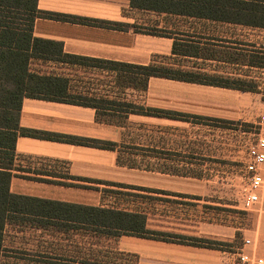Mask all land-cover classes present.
Returning a JSON list of instances; mask_svg holds the SVG:
<instances>
[{"label":"crops","instance_id":"crops-1","mask_svg":"<svg viewBox=\"0 0 264 264\" xmlns=\"http://www.w3.org/2000/svg\"><path fill=\"white\" fill-rule=\"evenodd\" d=\"M38 8L109 24L37 17L34 35L60 42L69 54L136 65L165 63L181 70L252 83L258 78L255 76L257 71H260L264 79V67L253 65L248 58L253 51L263 50V28L217 17L144 9L133 6L132 0H38ZM149 24L154 25V29H146ZM175 44L178 48L176 52L173 51ZM242 68L249 69L252 74L241 73ZM32 69L66 77L70 88L78 92L84 89L79 88H83L80 83L75 86L72 83L76 80L72 78L74 73L91 70L92 74L107 79L93 86H97V90L98 87L107 88L113 84L116 76L114 71L104 67L67 62L35 61ZM132 95H135L134 99H128ZM121 98L178 115L128 113L122 123L102 122L97 119V110L89 106L25 97L19 118L22 128L113 142L116 147L106 149L19 134L15 154L10 161V192L92 206L137 208L147 214L148 228L156 226L151 223L152 220L157 216L168 218L169 215H157L152 209L132 207L115 200L105 201L103 190L92 189L91 186L106 185L93 182L153 189L155 194L166 197H203L211 194L207 184L209 179L203 175L195 176L189 168L195 162L187 156H154L149 158L153 161L150 167V164L142 166L145 163L123 160L121 148L129 124L142 128L146 125L145 119H152L155 134L161 137L170 130L172 137L181 130L188 132L194 125L204 126L207 124L204 121L210 119L244 123L255 120L253 91L152 76L146 90L128 88L122 92ZM254 107L260 108L257 100ZM191 147L188 143L173 141L167 146L157 145L159 150L168 151ZM263 166L260 170L264 175ZM82 182L89 187H82ZM258 192L259 200H262L264 188ZM36 218L39 217L32 214L24 217L13 215L6 222L0 242V264H83L80 232L76 234L72 231L67 235L65 231H56L44 225L42 220L36 221ZM201 223L204 224L203 221ZM208 224L210 226L191 233L227 242L228 247H206L126 233L103 236L102 241L112 245L106 253L108 264H239L241 249L249 255L264 256V199L250 227L227 226L220 220ZM242 237L252 243L240 246L238 240ZM91 258L93 260L94 257ZM104 262L102 260L100 264Z\"/></svg>","mask_w":264,"mask_h":264},{"label":"trees","instance_id":"trees-1","mask_svg":"<svg viewBox=\"0 0 264 264\" xmlns=\"http://www.w3.org/2000/svg\"><path fill=\"white\" fill-rule=\"evenodd\" d=\"M132 5L156 11L217 17L228 22L264 29V0H132ZM37 17L105 24L87 18L42 11L38 8V0H0V242L3 238L4 226L13 215L24 217L32 214L39 217L36 218V221L41 222L42 220L44 225H49L56 231L58 229L65 231L67 235L73 233L72 231H76V234L78 232L81 234L82 232L90 233L95 237L119 236L126 233L206 247L228 246L227 242L206 237L179 236L151 230L148 228L147 214L137 208L92 206L16 195L10 192L9 185L12 176L9 170L10 161L13 160L15 142L19 134L106 149L116 147V143L113 142L22 128L19 125V118L25 97L89 106L97 110L99 121L122 123L125 114L128 113L178 115L145 107L126 100V98H121V93L128 88L146 90L149 78L152 76L244 91H254L256 86L254 82L181 70L165 63L152 62L148 65H136L69 54L64 51L60 42L34 35V23ZM105 25L109 26V24ZM173 51H178L176 44ZM248 58L253 65L264 67V48L256 52L253 51V54H250ZM35 61L67 62L104 67L114 71L116 76L112 80L113 84H109L104 93L97 92V89L93 87L89 89L85 87L86 89L83 91L72 92L68 78L33 70L32 64ZM73 94L75 96H72ZM112 117L119 119H111ZM216 120L226 122V120ZM80 179L84 181V179ZM93 183L155 191L113 182L96 181Z\"/></svg>","mask_w":264,"mask_h":264},{"label":"rangeland","instance_id":"rangeland-1","mask_svg":"<svg viewBox=\"0 0 264 264\" xmlns=\"http://www.w3.org/2000/svg\"><path fill=\"white\" fill-rule=\"evenodd\" d=\"M154 27V25L149 24L145 28L151 30ZM253 45H255L254 42ZM257 72L255 76L258 78L254 80L255 82L253 81L256 85L253 91V113L255 117L253 123H244V121L222 122L210 119L204 121L209 124L208 126L207 124L204 126L194 125L190 127L191 129L188 132L181 130L178 131L177 135L173 134L172 137L170 136L171 131L167 130L166 134H162L160 137L155 134L152 119H145L146 125H143L142 128L129 124L125 130L126 135L121 148L123 160L129 163H145L142 166L150 164L148 166L150 167L153 161H149V158L154 156L191 157L195 164L189 168H192L195 176L203 175L204 178L209 179L207 184L211 190L210 196L174 195L173 197H166L157 195L156 192H142L139 189L133 190L108 184H105L106 186H103V184L92 185L91 187L103 190L102 196L105 201L115 200L120 204H127L132 207L141 206L152 209L157 215H169L168 218L157 216L155 220H152L151 223L156 224V226H150L149 229L151 230L179 236L201 237L191 232L200 231L198 228H206L210 226L208 223L217 220L227 226L236 224L242 228L250 227L252 218L254 219L255 213L264 199L263 193L262 200H259L253 208L250 210L244 208L251 176L254 174L252 152L256 149L258 138L264 136V123L262 121V115H264V79L263 75L259 73L260 71ZM241 73L252 74L249 69L245 68L241 69ZM72 78L73 80L76 79L72 81L74 86L78 83L81 84L80 86L83 88L79 87L80 89H86L85 87L89 89L99 81L107 80L92 74L91 70H88V72L81 71L76 75L74 73ZM106 89L105 87H98L97 92L104 93ZM71 91L75 92V90ZM72 96H75V94ZM134 96L132 95L128 99H134ZM256 100L260 106L259 109L254 107ZM111 119L119 118L112 117ZM193 120L196 119L193 118ZM171 141L177 144L188 143L192 147L187 150L177 149V151L159 150L157 148L159 143L162 146H167V143L169 144ZM81 184L85 185L84 182ZM263 188L264 183L257 189ZM81 235L77 237L81 238L82 242V263L100 264L104 260V263L108 264L106 253L112 248V245L102 241V236L95 237L84 232ZM244 243V237L238 240L240 246ZM112 256L115 257V254L112 253ZM91 257H94L93 260H91Z\"/></svg>","mask_w":264,"mask_h":264},{"label":"built area","instance_id":"built-area-1","mask_svg":"<svg viewBox=\"0 0 264 264\" xmlns=\"http://www.w3.org/2000/svg\"><path fill=\"white\" fill-rule=\"evenodd\" d=\"M264 122V115H262ZM253 153L254 174L251 176L248 194L244 201V208L251 209L259 201L260 188L264 183V175L260 171V166L264 164V136H260ZM251 240H245V244H250ZM239 264H264V256L249 255L245 250L239 252Z\"/></svg>","mask_w":264,"mask_h":264}]
</instances>
